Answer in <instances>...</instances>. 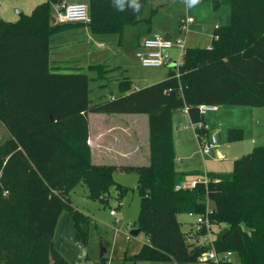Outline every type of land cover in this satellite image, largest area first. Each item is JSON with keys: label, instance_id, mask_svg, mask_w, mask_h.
Returning <instances> with one entry per match:
<instances>
[{"label": "trees", "instance_id": "obj_1", "mask_svg": "<svg viewBox=\"0 0 264 264\" xmlns=\"http://www.w3.org/2000/svg\"><path fill=\"white\" fill-rule=\"evenodd\" d=\"M61 1L39 5L15 23L0 22V123L9 133L0 145V264H68L54 244L57 224L65 207L77 226L83 217L63 194L81 181L102 202L113 188L119 198L127 191L114 180L119 167L93 163L88 113L149 116L147 163L120 168L138 175L143 259L197 261L212 245L191 249L179 217L205 215L211 202V222L229 229L214 241L216 251L238 254L241 264H264V146L237 159L233 172L176 190L184 174L175 168L173 141L174 110L187 107L198 124L203 104L264 107V0H210L214 10L231 11V24L216 30L211 49H188L179 77L170 71L159 83L93 104L86 74L50 72L51 37L68 25L51 22L52 6ZM152 2L140 0L137 13L117 10L112 0H89L92 31L123 41L128 26L144 24L146 33L160 14ZM242 136L240 129L228 132L230 141ZM196 227L195 236L208 233Z\"/></svg>", "mask_w": 264, "mask_h": 264}, {"label": "rangeland", "instance_id": "obj_2", "mask_svg": "<svg viewBox=\"0 0 264 264\" xmlns=\"http://www.w3.org/2000/svg\"><path fill=\"white\" fill-rule=\"evenodd\" d=\"M152 6L159 8L161 11L165 10L154 22H165L166 24L163 25L172 29L170 34L173 36L174 41L186 38L180 31L181 21L185 18L193 19V22L189 26V33L186 39V50L196 48L198 36L202 32L204 26H210V29L206 32L205 38L201 42V49H207L212 45L215 31L218 28L231 24L229 7L223 5L217 11H214L210 0H200V3L191 9H187L182 0H154ZM206 6L210 10L207 16L209 19H207L206 24H201L198 16L199 11H204ZM140 30H145L144 24H141ZM112 38L113 37L101 39V41H103L101 43H106L107 47L111 49L113 46ZM177 50H172L175 59L177 58ZM120 56V51L116 52V54L112 56V61L121 59ZM135 59L136 58L133 57V60ZM122 60L123 59H121V62L124 65L126 61ZM139 63L138 66L125 64L122 69L110 67V71L106 74H102L98 71H91V100L93 102L108 101L112 97H119L122 94L119 81L129 80L132 87L135 85L142 86L143 80L141 77L143 79H156L162 75H168L170 71H174L175 66H177L176 62L170 66L162 67H145L140 61ZM129 75L136 77L138 80L133 82L127 78ZM226 108L230 111L227 116L223 115L225 121L227 120L226 122L231 125H236L238 129L239 127L243 130L246 129V132L244 131L246 138H243L241 144L243 147L248 146L249 148L243 152V155L252 152L255 147L264 146V107L218 106L216 112H210L206 117H210L214 124H218L224 112L223 110H226ZM179 121V129H176L177 126L175 128V133L173 132L175 134L173 136L176 155L175 168L177 171L183 173L190 172L189 174H185V179L190 177L195 180L199 178L205 179L209 174L223 175L221 171L217 172V170H215L220 166L225 169L230 167V171H234L235 161L233 160L230 162L228 159H219L215 148L211 150V156H213V158L209 160V162L207 160L205 161L203 156L206 155L201 152L200 142L192 128V123L182 117L179 118ZM217 129L218 128H215L216 133ZM7 134V130L0 123V145L7 140ZM140 136L142 137L140 141L145 147L143 146L140 150L138 160H132L134 162H132L133 164H144L148 161L149 145L147 141H145L147 129L144 130L143 134L140 133ZM216 136L217 138L219 137L218 134ZM253 136L256 141L251 145ZM142 144L140 145L142 146ZM190 151L192 153L196 151V153L194 154V158L188 161L186 155ZM206 159H208V157ZM118 160L119 159H117V161ZM120 168L121 166L114 171L113 177L117 184L127 188V191L121 198L118 197L115 188L111 190L107 202L92 198L88 186L82 181L74 184L67 194H63V198L68 199L71 207L77 211L83 219H80L79 226H77L71 212L65 207L58 221L54 235L56 249L66 259L68 264H178L173 260L151 261L143 259L140 256L144 246L147 244L146 235L144 232H140L138 236H132L130 234L132 230L136 229V222L141 210V197L137 190L138 175L135 171L121 170ZM212 209L213 203L210 202L208 204V210L211 211ZM112 210L116 211V217L111 215ZM179 219L184 225V231L189 239L188 242L191 245V249H195L198 245L207 243L205 240L209 238V233L205 236H195L193 234V228L196 229V225L184 224V222L192 219H189L186 215L180 216ZM80 233L84 235L82 241L79 240ZM81 243L86 249V257L81 254ZM102 244L108 253V259L106 260L101 259ZM228 261L231 262V264H241L239 255L236 253H231ZM185 264L210 263H203L197 260L189 261Z\"/></svg>", "mask_w": 264, "mask_h": 264}, {"label": "crops", "instance_id": "obj_3", "mask_svg": "<svg viewBox=\"0 0 264 264\" xmlns=\"http://www.w3.org/2000/svg\"><path fill=\"white\" fill-rule=\"evenodd\" d=\"M48 1L50 0H0V22L15 23L21 18L22 15L31 14L35 8H37L39 5L47 3ZM65 2L66 3L84 2L86 4H89V0L61 1V3H65ZM59 5L60 3H57L52 6L51 22L53 25L59 24L58 22H56V11ZM159 11L160 14L158 16H161L165 10L161 11L159 9ZM209 13L210 10L207 6L204 11L202 10L199 11L198 16L200 18L199 21L201 22V24H206L207 19H209L207 17ZM53 19L55 20V22H53ZM154 20L146 33L145 30L144 31L140 30L141 24L128 26L123 33V41L121 36L118 34H96L92 31L90 25L77 24V23L68 24L64 28L57 30L51 37L50 56H49L50 72L54 74H86L89 78L88 99L90 103L93 104V103L104 102V101L93 102L91 100L90 72L98 71L102 74H106L110 71L109 70L111 69L110 67H114L115 69H122L125 64L138 66L140 63L137 58V52L142 50L143 40L148 36H150L151 34H160L163 36L169 35L170 39L174 40L173 36L170 34L172 29L169 27H165V25H163L166 24L165 22L163 21L154 22ZM108 37H113L111 39L113 45L111 49L107 47L106 43L105 44L101 43L103 42L101 41V39ZM175 49L177 50V48ZM118 51H120V55H121L120 58L126 61L124 65L121 62V59L117 61H112V56L115 55L116 52ZM177 54H178V50H177ZM133 57H135L136 59L133 60ZM168 77L169 74L162 75L161 77L152 80L148 78L143 79L141 77V79L143 80L142 86L135 85L134 87H132L131 85L130 86L121 85L122 81H119L120 91L122 92L120 96L129 94L133 91H137L144 87L152 86L156 83H159L167 79ZM127 78H129L133 82L138 80L136 79V77L132 75H129ZM16 86H19V84ZM32 86L33 84H25L22 87L26 88ZM115 98L117 97H112L111 99H115ZM223 111L224 112L222 113L218 124H214V122H212L210 117H206L207 114L204 116V122L209 127L213 126L212 128L210 127L211 132L215 135L218 134L219 136L217 138L219 144L217 143V146L215 147V151L219 159L222 160L228 159L230 162L233 160L236 161L240 157L244 156L243 152L245 150H248L249 148L248 146L243 147L241 144L243 138L244 139L246 138L245 135L246 129L243 130L242 128L239 127V129L243 133L242 138L240 140L230 141L228 138L229 130L238 129V127L234 124L231 125L227 123L226 122L227 120L225 121L223 117V115L227 116L230 110L226 108V110ZM180 117L188 120V122H191L187 107L173 111L174 133H175V128L177 126L178 127L176 129H179ZM87 119H88V130H89L88 144L91 148L92 160L95 165H113L119 167L123 165L133 164L134 162L132 160L137 161L138 157L140 156L139 153L140 150L143 148V146L145 147V145H143L142 142L140 141V138L142 140L143 137V135L142 137L140 136V133L143 134L145 129H147V137L145 141H147L148 143L149 116L146 114L88 113ZM140 122L142 129L140 126ZM215 128H218L217 133L215 131ZM174 133L173 136L175 135ZM7 135L9 137V133ZM255 141L256 139L253 136L251 145H253ZM140 144H142V146ZM195 153L196 151L194 153H192L191 151L187 153L186 155L187 160L190 161L191 159H193ZM211 155L212 152H210L206 156H203V158H205V161L207 160L209 162V160L213 158V156ZM207 157L208 159H206ZM117 159L119 160L117 161ZM215 170H217V172L221 171L222 172L221 174L223 175L229 174L231 172L230 167H228V169L227 168L225 169L220 166L218 167V169ZM186 173L189 174L190 172H186ZM186 173H183L184 174L183 182H193V181L203 180L200 178L198 180H195L192 177L185 179ZM186 216L192 220H188L187 222H184V224L197 225L195 217L190 215H186ZM182 229L184 231V225ZM194 233H196L195 228H193V234Z\"/></svg>", "mask_w": 264, "mask_h": 264}, {"label": "built area", "instance_id": "obj_4", "mask_svg": "<svg viewBox=\"0 0 264 264\" xmlns=\"http://www.w3.org/2000/svg\"><path fill=\"white\" fill-rule=\"evenodd\" d=\"M56 22L59 24L77 23L90 25L92 23V17L90 15L89 5L84 2L61 3L56 11ZM192 22V18H185L181 21L180 31L186 37L185 39H177L174 41L160 34H151L145 38L142 43V50L137 52V58L141 64L145 67H162L170 66L176 62L177 66H175V70L177 71V77H179V68L183 65V58L186 53V39L189 33V26ZM175 48L178 49L176 59L172 54V50ZM211 48L210 46L208 49ZM217 108L216 105L203 104L199 106V111L202 116H205L210 112H216ZM191 125L200 142L201 152L204 155L209 154L211 150L217 146V136L211 132L209 126L205 122H200L198 124L192 123ZM202 181L208 183L207 177L200 181L183 182L176 186V190L193 189ZM211 211L207 208L205 215L197 216L190 214V216L196 218L198 226L206 227L209 238L205 241L207 244L212 245V248L200 255L197 260L203 263L221 264L229 260V255L231 253L226 252L220 254L214 248V241L217 239V235L224 230L225 227L211 222L209 218ZM111 215L116 217V211L112 210Z\"/></svg>", "mask_w": 264, "mask_h": 264}, {"label": "water", "instance_id": "obj_5", "mask_svg": "<svg viewBox=\"0 0 264 264\" xmlns=\"http://www.w3.org/2000/svg\"><path fill=\"white\" fill-rule=\"evenodd\" d=\"M53 22H55V20L53 19ZM210 29V26H205L204 28H203V30H202V32L199 34V36H198V39H197V42H196V48H199L200 47V45H201V42L203 41V39L205 38V35H206V32L208 31ZM167 39H170V36L169 35H166L165 36ZM140 232H141V229H139V228H136V229H134V230H132L131 232H130V234L132 235V236H138L139 234H140ZM229 232V229L228 228H225L224 230H222L220 233H219V235L217 236V239L218 240H221L223 237H224V235L226 234V233H228ZM80 247H81V254H82V256H84V257H86V249H85V247H84V245L81 243L80 244ZM101 259L102 260H106V259H108V253H107V250H106V248L104 247V245L102 244V247H101Z\"/></svg>", "mask_w": 264, "mask_h": 264}, {"label": "clouds", "instance_id": "obj_6", "mask_svg": "<svg viewBox=\"0 0 264 264\" xmlns=\"http://www.w3.org/2000/svg\"><path fill=\"white\" fill-rule=\"evenodd\" d=\"M117 10L123 12L131 9L133 12H139L142 5L140 0H112ZM187 9L194 8L200 3V0H182Z\"/></svg>", "mask_w": 264, "mask_h": 264}]
</instances>
